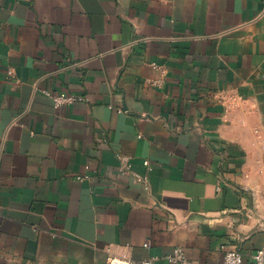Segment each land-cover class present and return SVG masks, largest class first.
Returning a JSON list of instances; mask_svg holds the SVG:
<instances>
[{"label": "crops", "instance_id": "crops-1", "mask_svg": "<svg viewBox=\"0 0 264 264\" xmlns=\"http://www.w3.org/2000/svg\"><path fill=\"white\" fill-rule=\"evenodd\" d=\"M263 222L264 0H0V264L249 258Z\"/></svg>", "mask_w": 264, "mask_h": 264}, {"label": "built area", "instance_id": "built-area-1", "mask_svg": "<svg viewBox=\"0 0 264 264\" xmlns=\"http://www.w3.org/2000/svg\"><path fill=\"white\" fill-rule=\"evenodd\" d=\"M11 72V71H10ZM221 98V97H220ZM81 100L82 97L76 96L74 94L59 93L53 96V102L55 105H61L65 103H71L75 100ZM234 100V99H233ZM222 102L226 103V100ZM235 102H233L234 104ZM122 164L120 166V172L125 173L131 170L128 157H121ZM144 164H148L147 160H144ZM136 181L146 183V179L140 176L138 173H133ZM77 179L87 178L86 175H77ZM264 229V222L262 223ZM145 246H150V242H146ZM167 259L172 264H264V243L261 247L257 248L249 258H244L242 253L237 248H230L225 251L221 260L211 263H199L195 261L188 260L183 249L181 247H176L172 254L167 256ZM108 264H153V258H144L140 261H132L127 257H109Z\"/></svg>", "mask_w": 264, "mask_h": 264}]
</instances>
